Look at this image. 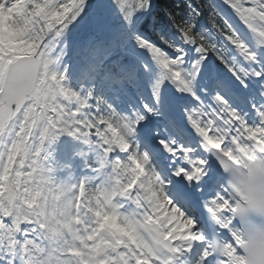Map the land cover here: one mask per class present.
<instances>
[{"label": "snow or ice", "instance_id": "snow-or-ice-1", "mask_svg": "<svg viewBox=\"0 0 264 264\" xmlns=\"http://www.w3.org/2000/svg\"><path fill=\"white\" fill-rule=\"evenodd\" d=\"M85 2L24 0L19 19H11L16 46L0 38V264H245L241 253L264 264V226L252 212L264 209V158L252 155L253 145H264V103L237 109L218 78L201 90L210 56L245 87L250 78L264 81L249 42L264 47V0H209L211 30H201L193 4L190 14L170 13L177 39L136 36L159 74L154 102L127 114L70 89L53 67V41ZM114 2L129 23L151 4ZM16 3L0 0V10ZM45 25L40 48L21 52L19 42ZM167 83L187 94L182 115L190 134L167 119V133L148 129L141 139L145 122L160 114ZM64 136L82 145L76 155L85 158L87 175L79 179L71 171L57 179L68 165L48 163V146ZM110 217L130 232L113 236L105 226Z\"/></svg>", "mask_w": 264, "mask_h": 264}, {"label": "rangeland", "instance_id": "rangeland-1", "mask_svg": "<svg viewBox=\"0 0 264 264\" xmlns=\"http://www.w3.org/2000/svg\"><path fill=\"white\" fill-rule=\"evenodd\" d=\"M175 1L185 3L187 11L190 13L192 3H189L188 0ZM215 2L219 4L220 0H215ZM222 11L227 18L233 19L232 14L225 8H222ZM11 19V17L0 14V38L7 35L13 46H16L17 33L11 24ZM198 23L201 30H211L212 28L211 24ZM144 27L145 31H143ZM150 30H155L158 37L164 34L169 39L178 38L175 36V29L161 23L156 17L153 0H151L147 11L137 13L131 23L123 19L114 0H94L92 3L86 0L83 10L76 20L68 26L61 37L55 38L53 41L52 58L56 61L53 67L66 74L65 84L67 87L82 95L92 93L94 86L89 85L83 88V84L77 85L70 80L69 72L74 67H82L83 63H86L83 61L84 58L88 62L98 59L94 63L95 66H98L102 59H114L118 67H125V72L133 80L134 85L136 84L142 89L152 88L158 78L159 71L151 61L149 54L141 49L135 40L136 36L150 39L147 34ZM249 42L257 51L258 62L256 67L258 69L264 68V47L258 46L250 37ZM66 57L69 58L68 62ZM149 64L152 67L147 68L146 65ZM83 68L85 67L83 66ZM214 77H222V80H226L228 90L241 91L245 87L233 77L232 73L217 57L210 56L204 67V78L201 80L202 91H207L206 88L209 86L207 79ZM255 80L257 79L250 78L247 84L255 88L256 84L259 83H254ZM261 92L264 94V89ZM186 96L187 94L179 93L175 85L171 83H167L161 88V99L170 107L175 100H185ZM102 100L105 99L102 98ZM182 122L186 125L185 120ZM80 149H82V145L67 136L60 137L48 146V151L51 154L48 163L51 167L57 168L58 165H68L67 171L58 169L55 172L57 179H63L68 171L73 174L76 172L75 161L80 159L76 152Z\"/></svg>", "mask_w": 264, "mask_h": 264}, {"label": "clouds", "instance_id": "clouds-1", "mask_svg": "<svg viewBox=\"0 0 264 264\" xmlns=\"http://www.w3.org/2000/svg\"><path fill=\"white\" fill-rule=\"evenodd\" d=\"M24 0H17V3L12 8V10L8 13H3V10H0V14L4 15L5 17H16V19H19L18 16H16L17 13L21 12L23 10ZM32 38L30 42H25L21 40L18 44V47L20 48V51L24 54L31 53L37 49L40 48V45L43 43L44 39L47 37V26L45 25L43 28H40L38 26L37 30H35L32 34ZM254 149H256V152H253L252 155L256 159H262L264 157L256 155L257 152L264 151V145H253ZM252 160L245 161V163H252ZM232 167H236V165H232ZM227 184V180L225 181ZM259 183V181H258ZM158 194L162 200H165V195L162 190H158ZM11 203V202H10ZM32 203H35V197L32 198ZM39 207V205H37ZM253 215L255 217H258L259 220H254V223L257 226H264V209H261L259 207H254L252 209ZM21 220L26 219V217H21ZM105 226L110 230L111 234L113 236L120 234L125 235L130 232V229L127 227V225H124L120 222H118L115 218H106L105 219ZM245 257V264H250V258L245 255L244 253H241Z\"/></svg>", "mask_w": 264, "mask_h": 264}, {"label": "trees", "instance_id": "trees-1", "mask_svg": "<svg viewBox=\"0 0 264 264\" xmlns=\"http://www.w3.org/2000/svg\"><path fill=\"white\" fill-rule=\"evenodd\" d=\"M196 4L200 6L201 12L199 14V20H209L208 4L205 0H196ZM157 8L161 9V14H167L170 19V13H176L177 15H185L184 8L181 4H176L173 0H155Z\"/></svg>", "mask_w": 264, "mask_h": 264}, {"label": "bare ground", "instance_id": "bare-ground-1", "mask_svg": "<svg viewBox=\"0 0 264 264\" xmlns=\"http://www.w3.org/2000/svg\"><path fill=\"white\" fill-rule=\"evenodd\" d=\"M94 62L96 63L97 61H94ZM94 66H95V65H94ZM89 67H91V66H89ZM150 77H151V76H150ZM106 79H107V78H106ZM152 89H153V87H152V88H151V87L148 88V90H149L150 93H152ZM147 97L149 98L148 95L146 96V98H147ZM187 101L189 102V99H188ZM153 102H154V99H152L151 104H152ZM167 107H168V106H167ZM167 107L163 106V103L160 102V105L158 106V109H159L160 114L157 115V116L152 117V119H153V120H156V118H159V119L156 120V121H158V122H164V124H165L166 120H167V119H170V116H172V114H171V112H170V109H168ZM149 124H151V123H150V122L146 123V124H145V129L143 128V129H141V130H148V129H150ZM151 129H152V128H151ZM153 134H154V132H153Z\"/></svg>", "mask_w": 264, "mask_h": 264}]
</instances>
